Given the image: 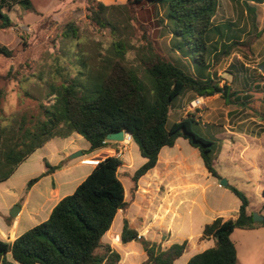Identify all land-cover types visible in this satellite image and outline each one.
I'll use <instances>...</instances> for the list:
<instances>
[{"label": "trees", "instance_id": "obj_1", "mask_svg": "<svg viewBox=\"0 0 264 264\" xmlns=\"http://www.w3.org/2000/svg\"><path fill=\"white\" fill-rule=\"evenodd\" d=\"M242 2L254 22L255 9L250 3L264 1ZM144 3L164 9L171 47L179 57L170 60L160 55L147 38V48H142L139 55L141 67L137 68L127 65L126 50L122 43H116V60L107 61L101 68L86 67L59 85L50 84L47 101L40 105V119L30 126L25 119L0 125V184L54 138L66 139L78 134L90 144L89 152H94L110 143L109 134L119 131L131 134L146 159L130 177L135 185L156 166L161 149L173 147L179 138L198 149L209 173L220 179L215 169L216 143L194 130V125L198 126L194 117L169 125V114L187 91L199 97L220 94L226 103L229 100V105L247 107L249 99L242 98V93L231 85L222 84L224 78L219 76L217 67L237 49L249 48L257 36L245 42L233 29V23L215 24L219 0H127L112 6L87 0L86 10L88 19L95 25L113 28L108 18L110 13L135 21V7ZM14 4L35 11L33 0H0V30L12 27L4 9ZM254 29L257 30L255 26ZM77 33L74 24L68 23L63 37L76 39ZM1 55L11 57V52L0 47ZM230 67L235 70L229 71L232 77L244 68L241 63H232ZM10 78H13L10 72L0 75V81ZM44 163L46 174L61 167ZM122 165L116 156L100 161L75 192L55 206L47 221L13 242L0 241V264H118L121 255L103 238L118 211L128 206L125 186L118 173ZM40 178L30 180L28 188ZM229 188L242 203L238 217L217 218L206 225L202 238L215 239V246L194 255L187 264H238L237 248L231 239L233 232L264 226V221L255 222L254 213L248 212V197L234 186ZM137 237L138 233L125 221L121 242L126 244ZM142 245L146 253L142 264H175L187 249L186 242L167 249L147 241H142Z\"/></svg>", "mask_w": 264, "mask_h": 264}, {"label": "crops", "instance_id": "obj_2", "mask_svg": "<svg viewBox=\"0 0 264 264\" xmlns=\"http://www.w3.org/2000/svg\"><path fill=\"white\" fill-rule=\"evenodd\" d=\"M241 64L244 66L242 72H237L235 77L231 76L229 79V70L226 71L227 77H223L222 84L231 85L235 91L241 92L242 98H248L250 104L258 98L254 94L263 93L264 87H258V82L253 83L251 77L253 70L249 65ZM263 66L264 63L253 68L264 76ZM263 98L258 108L259 112L254 111L252 115L247 116V112H244L247 107L229 105V100L226 103L220 94L199 97L187 91L175 102L169 114V125L194 117L201 135L216 143L215 169L220 179L209 173L199 150L184 138L177 139L173 147H163L156 166L143 175L136 185L132 183L130 177L145 164L146 159L141 156L139 147L132 137L122 142H110L105 148L94 152H89V143L84 146L76 144V141L82 138L78 134L64 139L66 142L59 148L50 147L52 140L49 141L19 166L13 176L0 184V241L13 242L27 231L47 221L55 206L63 198L72 195L99 163L98 159L84 163L85 158H100L102 161L109 156H115L119 151L123 165L118 173L125 186L128 206L118 211L114 222L120 220L121 225L117 230L110 229L104 236V241L121 255L118 264H142L146 260L142 241L159 245L162 249L186 242V252L180 259L188 255L183 262L187 264L194 255L215 246V239L202 238L206 225L217 218L228 220L238 217L242 203L229 186L236 187L248 197L250 203L248 212L263 215ZM197 99L203 105L193 108L192 103ZM229 116L236 118L231 121ZM239 141L241 143L237 147L229 148V144L236 146ZM79 151L83 152L81 158H78L79 156L71 158L73 153ZM250 153L252 157L248 158L247 155ZM233 154L242 160L245 169L249 170L247 176H240V171L229 173V164L232 163L229 160ZM36 158L47 161L53 167L58 165L61 167L51 174H46L44 167L40 172V180L28 188V182L35 178L33 166ZM220 161L223 163L222 168L219 166ZM222 179L228 182L227 186L221 185ZM241 182L251 185V191L240 189ZM252 195L260 199L258 206L253 204ZM16 206L19 208L14 209ZM12 213L15 216H12ZM125 221L128 222L130 229L141 236L140 240L135 238L126 244L121 242ZM237 230L233 232L231 239L236 245L239 262L238 244L233 239ZM241 231L243 233L239 242L264 239V226ZM8 259L11 260L10 255Z\"/></svg>", "mask_w": 264, "mask_h": 264}, {"label": "rangeland", "instance_id": "obj_3", "mask_svg": "<svg viewBox=\"0 0 264 264\" xmlns=\"http://www.w3.org/2000/svg\"><path fill=\"white\" fill-rule=\"evenodd\" d=\"M97 1L112 6L122 5L127 0ZM250 5L255 9L254 22L242 0H219L215 24L233 23V29L241 34L242 41L254 39L255 36L257 38L249 48L237 49L230 58L217 67V71L219 76L227 77L226 71H234L230 64L240 61L253 70L251 73L253 83L258 82L264 87V76L253 68L264 63V2H251ZM33 6L34 12L24 10L15 4L12 8L4 9L12 20V27L0 30V47L7 48L11 52V57L0 56V75L10 72L13 78L0 81L1 126L12 125L15 121L21 122L23 119L30 126L31 122L40 119L42 117L40 105L47 101L49 85H59L66 79L74 78L78 72L85 71L86 67L101 68L107 61L116 60L114 46L116 43L123 44L128 66L141 67L139 55L142 53V48H147V38L160 55L170 60L179 57L172 50L164 9L160 6L154 7L147 3L136 6L135 21L127 16L123 18L117 16V13L115 15L110 13L108 18L112 20L113 28H101L88 19L87 0H33ZM68 23H73L78 29L76 39L63 37V31ZM229 79H231L230 75ZM254 95L258 98L247 105V109L244 110L247 112L246 116L252 115L254 111L259 112L258 108L262 103L264 92ZM229 117L231 121L236 118ZM194 130L201 134L197 125H194ZM65 142L64 139L54 138L50 147L59 148ZM239 143L241 141L236 146L229 144V148H235ZM76 144L84 146L88 142L82 137L81 140L76 141ZM247 157L251 158L252 154H248ZM78 158L81 156L79 155ZM39 159L36 158L33 166L35 178L40 176V172L45 167L44 161ZM95 159L100 161V158H85L83 161L88 163ZM233 160L236 162L234 163ZM229 161L232 162L229 164V173L240 171V176H247L249 170L245 169L242 160L240 161L233 154ZM220 163L219 166L222 168L223 163L221 161ZM239 188L251 191V185L242 182ZM252 196L253 204L258 206L260 199L255 195ZM262 213L261 216L264 217V209ZM120 225L121 221L116 220L111 229L117 230ZM242 233L241 230H237L233 237L238 244L240 257L238 264H262L264 239L239 242ZM187 256L178 260L176 264H183Z\"/></svg>", "mask_w": 264, "mask_h": 264}, {"label": "water", "instance_id": "obj_4", "mask_svg": "<svg viewBox=\"0 0 264 264\" xmlns=\"http://www.w3.org/2000/svg\"><path fill=\"white\" fill-rule=\"evenodd\" d=\"M126 136L131 137V134L127 133L125 131H119L117 133L109 134L107 136V140L110 141V142H122V141L125 140ZM79 155H83V152L79 151L77 153H74L73 155H71V158H77ZM221 185L227 186L228 182L225 179H222L221 180ZM17 208H19V207L16 206L14 209H17ZM11 215L15 216V214H13V213ZM253 216H254V221L257 222V223H260V222L264 221V217L261 216L260 214L256 213V212L253 214Z\"/></svg>", "mask_w": 264, "mask_h": 264}, {"label": "built area", "instance_id": "obj_5", "mask_svg": "<svg viewBox=\"0 0 264 264\" xmlns=\"http://www.w3.org/2000/svg\"><path fill=\"white\" fill-rule=\"evenodd\" d=\"M202 105H203V103H202L199 99L195 100V101L192 103V107H193V108H198V107H201ZM126 138L131 139V137H129V136H126ZM126 138H125V139H126ZM109 142H110V141H109ZM115 156L120 158V156H121V152H119V151L116 152V155H115ZM137 239L140 240V239H141V236L138 235Z\"/></svg>", "mask_w": 264, "mask_h": 264}, {"label": "bare ground", "instance_id": "obj_6", "mask_svg": "<svg viewBox=\"0 0 264 264\" xmlns=\"http://www.w3.org/2000/svg\"><path fill=\"white\" fill-rule=\"evenodd\" d=\"M128 140V139H127Z\"/></svg>", "mask_w": 264, "mask_h": 264}]
</instances>
